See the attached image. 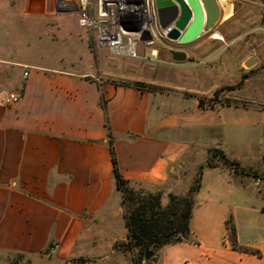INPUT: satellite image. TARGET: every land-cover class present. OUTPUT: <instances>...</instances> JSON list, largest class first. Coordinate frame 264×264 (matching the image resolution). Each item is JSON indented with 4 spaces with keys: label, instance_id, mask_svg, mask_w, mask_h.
Here are the masks:
<instances>
[{
    "label": "crops",
    "instance_id": "0c3cea01",
    "mask_svg": "<svg viewBox=\"0 0 264 264\" xmlns=\"http://www.w3.org/2000/svg\"><path fill=\"white\" fill-rule=\"evenodd\" d=\"M23 1L25 12H46V0ZM8 70L9 93L19 100L9 107L0 98V264L13 255L27 264H132L113 247L125 241L126 230L105 121L120 176L129 184L170 194L176 173L203 165L188 239L161 247L147 264H264L260 178L250 182L221 164L204 166L215 148L242 168L263 170L261 153L253 167L249 144L236 131L250 108H199L196 101L188 114L173 96L115 87L114 69L95 79L18 60ZM229 216L237 245L258 255L231 250Z\"/></svg>",
    "mask_w": 264,
    "mask_h": 264
},
{
    "label": "rangeland",
    "instance_id": "374dc122",
    "mask_svg": "<svg viewBox=\"0 0 264 264\" xmlns=\"http://www.w3.org/2000/svg\"><path fill=\"white\" fill-rule=\"evenodd\" d=\"M216 1L218 7L222 1L231 3L232 13L229 10L200 38L179 47L186 54V59L179 63L172 61L167 49L161 46L157 47L156 58H151L149 49L141 45L137 46L135 59L112 57L96 47L93 32L76 25L75 14L51 13L52 0H46L43 15L25 12L27 5L23 0H0V98L13 90L5 80L11 74L8 69L13 61L29 60L52 68L81 71L95 79L114 69L115 87L173 96L172 100L188 114L199 100L201 108L215 105L250 108L236 131L248 142L245 152L249 153L250 164L256 167L261 163L257 154L261 153L262 161L264 156V3L262 0ZM247 57H255L256 64L245 67L242 61ZM214 161L218 159L214 157ZM202 168L201 164L176 173L168 182L173 186L170 194L180 196L187 192ZM248 169L247 180L251 182L257 174L259 190L264 192V168ZM128 187L140 194L155 192L138 184ZM158 193L161 205H166L168 194ZM136 252L134 249L122 253L133 259ZM27 263L20 255H13L9 262Z\"/></svg>",
    "mask_w": 264,
    "mask_h": 264
},
{
    "label": "trees",
    "instance_id": "16d2710c",
    "mask_svg": "<svg viewBox=\"0 0 264 264\" xmlns=\"http://www.w3.org/2000/svg\"><path fill=\"white\" fill-rule=\"evenodd\" d=\"M264 3V0H262ZM135 86L136 85H131ZM104 101L100 98V104L104 108ZM197 106L201 108V101H197ZM107 130L106 139L107 146L110 150V159L112 164V178L115 187L120 195V205L122 207V218L126 230L125 241L115 242L114 246L121 252H130L136 250V255L131 260L132 264L143 263V255L146 251L156 252L161 247L169 244H177L182 240L188 239V223L191 216L193 205V194L198 191L200 186V173H197L193 185L183 195L176 196L174 194L167 195V203L162 206L160 203V195L157 192L140 194L134 192L128 187L129 182L124 180L119 173L117 161L115 158V150L110 136L109 126L105 121ZM214 157L218 159L214 161ZM264 161V156H263ZM221 164L224 167L233 169L234 172L249 175L250 170L242 168L237 162L228 159L223 152L218 149H210L204 161L205 167H217ZM257 174L253 176L256 177ZM225 232L231 250L258 255V252L250 250V248L239 247L235 240L234 226L231 217L225 220ZM50 245L46 247L44 252L47 253ZM71 264H80L79 260H72Z\"/></svg>",
    "mask_w": 264,
    "mask_h": 264
},
{
    "label": "built area",
    "instance_id": "2783aa9c",
    "mask_svg": "<svg viewBox=\"0 0 264 264\" xmlns=\"http://www.w3.org/2000/svg\"><path fill=\"white\" fill-rule=\"evenodd\" d=\"M52 12L75 14L76 25L93 32L96 47L112 57L135 59L138 45L149 49L151 58H156L158 46L169 54L182 51L177 40L167 38L171 24L164 29L158 25L155 0H52ZM143 33L150 40H140ZM18 100L19 94L8 92L2 102L11 107Z\"/></svg>",
    "mask_w": 264,
    "mask_h": 264
},
{
    "label": "water",
    "instance_id": "95a60500",
    "mask_svg": "<svg viewBox=\"0 0 264 264\" xmlns=\"http://www.w3.org/2000/svg\"><path fill=\"white\" fill-rule=\"evenodd\" d=\"M231 3L222 1L218 7L216 0H155L158 25L161 29L172 26L167 38L177 40L180 45H186L195 41L202 31H207L219 19L231 11ZM140 40H150L147 33L140 36ZM172 61L183 62L186 54L180 51L170 53ZM254 57H249L243 62L245 67L255 64ZM154 252L146 251L143 255V263L154 257Z\"/></svg>",
    "mask_w": 264,
    "mask_h": 264
},
{
    "label": "flooded vegetation",
    "instance_id": "af4514ba",
    "mask_svg": "<svg viewBox=\"0 0 264 264\" xmlns=\"http://www.w3.org/2000/svg\"><path fill=\"white\" fill-rule=\"evenodd\" d=\"M203 32H205V31H202L201 34H202ZM201 34H200V36H201ZM200 36H198V37H200Z\"/></svg>",
    "mask_w": 264,
    "mask_h": 264
}]
</instances>
